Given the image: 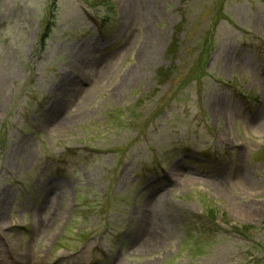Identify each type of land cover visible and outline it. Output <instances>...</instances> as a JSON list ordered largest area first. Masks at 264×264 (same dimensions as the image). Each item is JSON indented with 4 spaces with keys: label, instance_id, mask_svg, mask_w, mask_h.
Here are the masks:
<instances>
[{
    "label": "rangeland",
    "instance_id": "rangeland-1",
    "mask_svg": "<svg viewBox=\"0 0 264 264\" xmlns=\"http://www.w3.org/2000/svg\"><path fill=\"white\" fill-rule=\"evenodd\" d=\"M1 197L0 264H264V0H0Z\"/></svg>",
    "mask_w": 264,
    "mask_h": 264
},
{
    "label": "bare ground",
    "instance_id": "bare-ground-1",
    "mask_svg": "<svg viewBox=\"0 0 264 264\" xmlns=\"http://www.w3.org/2000/svg\"><path fill=\"white\" fill-rule=\"evenodd\" d=\"M217 110L218 111L220 110V106H217ZM6 202H7L6 198L3 197L0 198V210L3 209ZM55 205H56V201L53 198H50V200L48 201V203L44 208V211H42L37 215L36 221L38 223L37 226L39 228H44L45 225L47 226L48 223L51 220H53V216L55 214V208H54ZM154 223L155 221L153 220V216L150 215V213L144 215V218L142 219L141 222V226L132 240L131 248L151 250V249H155L162 242L161 239L163 238V233L158 232L156 229L152 227ZM6 224L7 223H5L0 218V226L5 227Z\"/></svg>",
    "mask_w": 264,
    "mask_h": 264
},
{
    "label": "trees",
    "instance_id": "trees-1",
    "mask_svg": "<svg viewBox=\"0 0 264 264\" xmlns=\"http://www.w3.org/2000/svg\"><path fill=\"white\" fill-rule=\"evenodd\" d=\"M234 230L237 231V232H239L240 229H239L238 227L235 226V227H234ZM235 231H234V232H235Z\"/></svg>",
    "mask_w": 264,
    "mask_h": 264
}]
</instances>
